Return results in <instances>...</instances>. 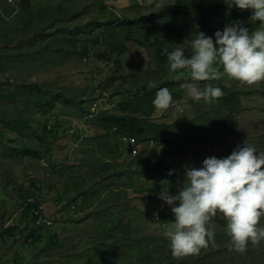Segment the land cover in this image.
I'll return each instance as SVG.
<instances>
[{"label": "rangeland", "instance_id": "rangeland-1", "mask_svg": "<svg viewBox=\"0 0 264 264\" xmlns=\"http://www.w3.org/2000/svg\"><path fill=\"white\" fill-rule=\"evenodd\" d=\"M174 1L30 0L31 9L47 7L50 11L42 14L34 12L32 24L24 17L17 19L16 14L9 19L10 23L6 25V30L9 33V30L14 29V34L11 44L0 45V91L3 93L17 91L24 95L25 91L15 83L18 80L33 81L40 84L42 89L39 93L43 101H51L55 106L51 112L42 113L34 102L37 95L33 98L27 97L28 102L23 100V97L16 99L8 110L12 111L16 107L18 112L15 117L19 120L27 117L28 125L23 122L17 125L0 122V146L7 148L25 145L38 150L47 147L50 154L43 152L45 158L53 157V163L56 164L77 162L76 165L82 169L85 168L86 160L81 161L82 154H79V150L93 146L98 153L95 155V160L101 158L119 164L121 162L119 165L121 176L118 181L123 184L112 191L102 187V192L94 203V197H90L88 201L79 204L77 199H67L66 196L74 198L80 196L77 195V189L85 187L87 192H90L98 186H85L86 184H81L79 180L65 182V178L56 177L47 167L52 160L48 163L47 159L45 162L28 157H10L1 152L0 264H84V250L95 249L99 242L111 240L107 233L111 228L109 213L102 210L103 207L97 206L96 202L107 207H115L114 221L118 222L114 225L116 234L130 235L133 238L150 234L157 236L161 241L167 240L165 227L171 225L174 215L166 202L159 198V193L163 187H168L170 194H177L184 179L185 166L201 167L202 161L209 156L226 157L237 145H243L245 140L253 144L257 152L264 151V81L260 82V85L249 87L237 80L227 78L226 75L222 77L226 78L223 80V86L226 84L228 89L236 91L242 102L238 106L233 102V108L226 109L232 112L222 111L227 118L231 115V119L236 122L233 131L235 133L224 135L223 141L218 139L219 142H216L213 140L214 136L211 137L207 130L203 129L212 121L222 120L223 115L219 113V109H210L213 108L210 107L213 104L206 102L195 105L196 101L191 100L187 89L183 87L184 83L178 84V80L186 81L189 78H178V73L171 71H169L170 78L175 82L172 87L177 91L184 89L183 93H186L187 97L173 100L172 107L166 111L156 109L153 116L155 121L168 124V130L172 132H177L173 130L180 127L179 134L185 136L186 140L182 139L179 146L171 145L172 148L166 149L156 145L155 141L146 143L137 141L129 146L125 144L122 136L120 138L118 136L117 143L121 141L125 148H130L131 153L125 152L124 155L117 156L113 154L115 148L110 152L112 143L116 142L111 136L104 139L108 141H102L100 144L87 141V138L96 134L98 129L87 134L85 138L80 133L77 138L68 132L70 127H75L77 130L87 127L85 120L88 118L83 120V117L85 110L90 108L89 100L96 91H109L116 106L118 98L127 94L126 88L136 89L139 84H153L159 81L154 72L155 67L148 66V53L134 41L123 43V51L118 58L120 66H117L113 59L106 60L99 57L107 50L108 44L101 43L94 46L93 38L100 36V30L105 29V24L113 12L117 17L123 14L136 18L147 16L150 11L163 8V10L175 9L173 17L178 20L175 25L168 23L143 30L135 29L133 36L172 50L183 48L186 55L191 54L190 40L195 38L198 32H204L215 39L213 30H203L200 20L203 12L186 14L174 8ZM169 15L172 13L162 15V19L168 20ZM222 18L224 26L234 23L227 13H224ZM243 22L253 30L259 27V21L250 23L249 19H246ZM217 23L214 18L210 25ZM100 24L102 25L99 27ZM194 24L196 28L187 32ZM32 26L34 29L44 31L41 35L32 34ZM72 39L77 40L78 46L85 44L89 47L88 58H81L73 51ZM17 54L21 57H15ZM9 61L12 62L10 71L6 68ZM5 75L11 76L9 81H3ZM120 75H126V82ZM46 85L51 89H45ZM33 93L38 92L33 91ZM64 97L72 98L73 101L66 102L63 100ZM178 108L182 110L178 111ZM107 111L114 112L113 109ZM3 113L4 108L0 107L1 117ZM52 114L62 124L51 128L56 130V137L54 140L49 138L48 145L38 142L34 137L23 136L31 131H39L43 122ZM201 135L205 136L204 139ZM134 156L137 157L136 161ZM157 160L162 164H157ZM170 170L172 175H169ZM32 179L37 180V189L31 186ZM30 198L39 199L45 206L43 213L52 217V224L42 226L39 230L42 236L36 244L30 243V239L26 238L27 231H34L35 228H32L33 222L29 215L28 217L24 215L20 203L21 200L27 204L32 203L29 201ZM90 211L93 212L91 216L85 215ZM154 212H158V219L154 217ZM13 226L17 228L12 233L8 232V228ZM261 226H264V218L261 219ZM209 227L214 228L218 242L221 243V234L226 236L227 241L230 240L226 220L214 218ZM229 243L231 244V241ZM211 245L215 246V242H210L209 246L202 250L210 248ZM230 250H232L230 251L232 258L225 256L226 261L223 264H264V241L257 246L249 243L247 251L243 253L234 250L232 246ZM152 261L156 262L151 256L150 264H154ZM214 262L222 264L217 255L214 257Z\"/></svg>", "mask_w": 264, "mask_h": 264}, {"label": "trees", "instance_id": "trees-1", "mask_svg": "<svg viewBox=\"0 0 264 264\" xmlns=\"http://www.w3.org/2000/svg\"><path fill=\"white\" fill-rule=\"evenodd\" d=\"M14 1V3L9 2L8 0H0V45L1 44H11L13 41V30H9V33H7L6 25L10 23V18L16 14V18H22L24 17L27 19L31 24L33 21V15L34 12L37 13H46L47 11H50L47 7L33 10L30 7V0H11ZM174 8L183 11L186 14H189L191 12H203L201 15L200 20H202V26L203 30H212L214 27L210 25V22L214 21V18L222 17L224 13H227L230 20L236 22L239 20H246L250 17L251 11L250 10H241L238 7H236L234 4L232 5V0H210L208 2H205L204 0H175L173 4ZM164 9V8H163ZM159 9L157 11H150L147 16H139L136 18L128 17V15H123L120 17H117L116 14L113 12L111 14L110 19L105 24V29H101L99 32L100 36H95L93 38L94 46L106 43L108 44L107 50H105L103 53L100 54L99 57L106 58V60H111L117 64V66H120L119 56L121 52L123 51V43L125 41H134L137 43L140 47H143L146 52L149 55V61L148 66H153L154 72L156 73V76H158L159 81L153 83L156 87L149 88V84H139L136 89L126 88L127 94L122 97V95L118 98L116 106L117 108L113 109L114 112H109L107 110H104L100 112L97 116H95L93 119L89 120V123L91 126L95 128V130L98 129V132L89 138H87V141L89 143H95L100 144L102 141H108L104 140L106 137L111 136L113 139H116V142L112 143V146L110 148V152L113 150V154L117 156H122L125 153V146L120 141V143H117V137L119 138L122 136H129L135 138L139 142H149V141H155L156 145H161V147L168 149L167 147H171L173 145L174 147H177L180 145V141L182 139H185V136H181L180 133V127L173 130L177 132H172V130H168V124L159 123V121L154 120V113L156 111V108L153 105V100L155 99L156 92L162 88L167 87L172 96L173 100L179 99L178 97H187L186 93H183L182 91H177L172 87L175 82L171 80L170 74H169V64L167 61V56L164 53V49H168L169 51H172L170 48H165L162 46H157L154 42H148L145 39L137 38L133 36V31L135 29L141 28L146 29L147 27L151 26H159L160 24H173L175 25L178 21L173 17V13L175 14V9H168L163 10ZM171 12L172 15L168 16V20H163L162 15ZM214 17V18H213ZM116 23V24H115ZM213 23V22H212ZM102 24L99 25V27ZM32 34L35 35H41V33L44 30L35 28L32 26ZM195 27V24L190 26L188 28L187 32L192 31ZM184 35V34H182ZM147 38L148 36L145 35ZM28 39V37L26 38ZM77 40L72 39V47L73 51H75L81 58H88L89 56V47L85 44L77 45ZM15 57H21V55L17 54ZM7 70L10 71L12 68V62L9 61L7 66ZM124 82L127 78L126 75H120ZM131 77V76H129ZM11 78L10 75H5L3 78V81H9ZM163 78V79H162ZM228 78V77H227ZM226 79V78H225ZM224 78L220 80H213V81H204V82H194L198 84L200 88H204L206 84L211 83L213 86L220 87L224 95L223 97L219 98L217 101L211 103L213 104L210 107L212 110H218L219 113H221L222 120L218 121H212L210 122L209 126L204 127L203 129H206L208 132V135H211V137L214 136L213 140L221 139L223 141L224 135H230L235 132H233L236 128V122L231 119V115L229 118H227L226 114H224L222 111L226 112L229 107L231 109L233 108V102H235V105H239L241 103V100H239V94L236 91H232L226 87V84L223 86L225 80ZM113 80V79H112ZM193 82L190 79H186V81L178 80L179 85H183V83H189ZM16 86H19L22 88L25 93L24 95L20 94L17 91H9L7 93H3L0 91V107L4 108L3 116H0V122H10L15 123V125L19 124L20 122H23L28 125V118H24L22 120H19L17 117H15V114L18 112V109L15 107L12 111L8 110V107H12V103L18 99L23 97V100L28 102V98H33L37 95V97L34 99L35 104L40 107V110L42 113H48L51 112L54 108V104L50 102L43 101V98L41 94L39 93L41 91V86L38 83H34L33 81H22L18 80L15 83ZM45 89H51L49 86H45ZM38 92L36 94H32V92ZM59 96L61 94L57 93ZM63 100L66 102L73 101L72 98L64 97ZM193 100V99H191ZM190 100V101H191ZM195 102V100H193ZM200 102H205L203 99L200 101H196L195 105H197ZM218 104V106L216 105ZM30 105H33V103H30ZM115 106V107H116ZM84 109V108H83ZM230 109V110H231ZM45 110V111H44ZM87 110H85L86 112ZM232 112V111H228ZM227 112V113H228ZM15 117V118H14ZM227 118V119H225ZM53 119V120H52ZM57 118L52 114V116H49V119H46L39 131H31L29 133H25L23 136L26 138L34 137L40 143H44L46 145L49 144L50 139H55V133L56 130L51 129L53 127H59L62 123L58 122L56 120ZM216 120V119H214ZM53 121V122H50ZM8 124V123H7ZM50 127L47 129L46 125H49ZM222 127V128H220ZM220 128V131L219 129ZM20 131V130H19ZM176 136H173L176 134ZM202 139H204L205 136H202ZM197 140V137H195ZM201 139V138H198ZM201 139V140H202ZM120 146H117V145ZM166 145V146H165ZM3 147V146H2ZM0 146V154L1 152L8 156H18L20 158L28 157L37 161H45L46 158L43 156V152L45 154H50L48 152L49 148L45 147L43 150H38L35 148H31L29 146L20 145L18 147L9 146L7 148H2ZM128 153H130L128 151ZM79 154H82L81 161L83 162L86 160L85 168L82 169L78 167L76 164L77 162H62V163H53L54 159L53 157H49L52 160V163L50 165H47L49 170L53 172V174L58 178H65V182H70L71 180L76 181L79 180L81 184L87 185H97L98 188H93L90 192H87V190L84 188L77 189V195L80 194V196L71 198L67 197V199H77V202L79 204H83L84 202L88 201V198H93V203L96 201V198L99 197V194L102 192L103 189H109L114 190L118 187V185H122L123 182L118 181L120 179V164L116 161L111 160H102L101 158H98L95 160V155H97V150L93 146H86L79 150ZM127 154V153H126ZM2 156V155H0ZM128 157H130L129 154H127ZM80 157V156H78ZM135 157V160H137V157ZM79 161V159L77 160ZM156 164V162H155ZM157 164H162L160 160H157ZM137 165V164H136ZM168 165V164H167ZM138 167V165H137ZM169 166H167L168 168ZM140 170V169H139ZM50 171V174H51ZM165 175V174H164ZM118 181V182H116ZM31 186L33 188H38V182L35 179L31 180ZM38 203H41V201H38ZM80 200V202H79ZM23 201V200H22ZM59 203V201H57ZM21 203V208L23 209L24 215L28 217L30 216V204H23ZM97 206L103 207L102 210L109 213V222L111 224V228L107 231L108 236L111 238L110 241H101L98 243L97 248H91V250H84L83 255L85 257V263L84 264H150L151 263V256L153 259L156 260V262H153L154 264H216L214 262V257L217 255L219 257L220 263H225L227 258H232L230 250L231 244L229 241L226 240V236L224 234H221V243L217 241V234L215 232V246L211 245L210 248L206 250H200L199 254L197 255H188L184 257H174L171 253V246L169 239L167 240H159L157 236L145 234L142 236H138L136 238L131 237L130 235L124 236L122 234H116L114 225H117L115 223L114 219L116 218V211L115 207L112 206H104L100 202H96ZM88 213V214H87ZM93 212H86L85 215L91 216ZM87 216V217H88ZM90 218V217H89ZM115 223V224H114ZM17 226H13L8 228V232L12 233L13 230H15ZM27 227H24V229ZM35 228L34 231H27L26 238L29 240L30 243L36 244L37 241L41 240V234L39 233V230L41 229V226H35L32 227ZM249 246V245H248ZM248 257V256H247Z\"/></svg>", "mask_w": 264, "mask_h": 264}, {"label": "clouds", "instance_id": "clouds-1", "mask_svg": "<svg viewBox=\"0 0 264 264\" xmlns=\"http://www.w3.org/2000/svg\"><path fill=\"white\" fill-rule=\"evenodd\" d=\"M233 4L241 10H250L249 22L259 21V27L250 29L243 20L224 26L223 18L218 17L215 18L217 25H211L215 39L198 32L190 40V55H186L183 48L164 49L169 70L178 73V78L204 82L220 80L226 75L249 87L264 81V0H232ZM148 87L156 86L149 83ZM183 87L197 102L203 99L210 104L224 95L220 87L211 83L203 89L196 83H185ZM153 105L160 111L172 107L173 96L167 87L156 92ZM172 174L170 170L169 175ZM159 198L174 215L171 225L165 227L174 257L197 255L210 242L214 243L215 230L209 224L217 217L227 221L232 248L243 253L249 243L257 246L264 241V226H261L264 218V151L257 152L256 147L245 140L226 157L209 156L202 161L201 167L185 166L177 194H170L168 187H163ZM30 213L33 222L31 210ZM153 215L158 219V212Z\"/></svg>", "mask_w": 264, "mask_h": 264}, {"label": "built area", "instance_id": "built-area-1", "mask_svg": "<svg viewBox=\"0 0 264 264\" xmlns=\"http://www.w3.org/2000/svg\"><path fill=\"white\" fill-rule=\"evenodd\" d=\"M91 106L88 109V111L85 113L83 120L86 118H94L99 114V112L103 111V109L111 110L115 108V102L113 101V96L111 93L107 90H101L96 91L95 95L91 98ZM50 127V124L48 125ZM125 141L127 138H123ZM132 141L131 143H133ZM136 153V152H135ZM29 201H31V212L33 214V223L35 226L40 225H51L52 218L46 216L43 213L44 207L41 203H38L37 200L34 198H30ZM23 204H27L24 200Z\"/></svg>", "mask_w": 264, "mask_h": 264}, {"label": "bare ground", "instance_id": "bare-ground-1", "mask_svg": "<svg viewBox=\"0 0 264 264\" xmlns=\"http://www.w3.org/2000/svg\"><path fill=\"white\" fill-rule=\"evenodd\" d=\"M104 110H107V109H103V111ZM90 119H93V118H88V119H86L85 120V122H86V124H87V127H82V128H80L79 130H77L75 127H70L69 129H68V132L69 133H71L72 135H75L77 138H78V134L80 133L81 135H83V137L85 138V136L87 135V134H91L93 131H95V128L93 127V126H91L90 124H88L87 123V120H90ZM48 128H49V126H47ZM66 133H67V131H66ZM123 138H127V140L125 141ZM122 139L124 140V142H126L125 144H127V145H133V144H135V143H137V140L135 139V138H133V137H127V136H123L122 137ZM132 141H134L133 143H131ZM125 152H127L128 153V151L131 153V150H130V148H125V150H124ZM133 151V150H132ZM49 157V156H48ZM46 159H47V157H46ZM50 160V161H49ZM47 161H48V163H50L51 162V159L49 158V159H47Z\"/></svg>", "mask_w": 264, "mask_h": 264}, {"label": "crops", "instance_id": "crops-1", "mask_svg": "<svg viewBox=\"0 0 264 264\" xmlns=\"http://www.w3.org/2000/svg\"><path fill=\"white\" fill-rule=\"evenodd\" d=\"M257 85H259V82L258 83H256ZM256 84H254V85H256ZM197 142H198V140H197Z\"/></svg>", "mask_w": 264, "mask_h": 264}, {"label": "water", "instance_id": "water-1", "mask_svg": "<svg viewBox=\"0 0 264 264\" xmlns=\"http://www.w3.org/2000/svg\"><path fill=\"white\" fill-rule=\"evenodd\" d=\"M47 159H49V157L47 156ZM50 161V160H49Z\"/></svg>", "mask_w": 264, "mask_h": 264}]
</instances>
